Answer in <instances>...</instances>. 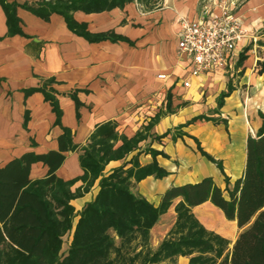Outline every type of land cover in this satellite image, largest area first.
I'll return each mask as SVG.
<instances>
[{"label": "crops", "instance_id": "obj_1", "mask_svg": "<svg viewBox=\"0 0 264 264\" xmlns=\"http://www.w3.org/2000/svg\"><path fill=\"white\" fill-rule=\"evenodd\" d=\"M7 1L20 4L17 15L22 33L9 34L0 4V167L28 152L58 150L64 127L72 130L75 144L84 146L105 122H115L120 134L132 137L161 113L150 136L125 158L110 161L104 175L122 165L132 166V158L138 156L142 166L157 161L169 173L149 175L137 185L138 193L156 206L169 187L206 177H212L230 197L244 174L250 130L256 136L263 123L259 112L264 113V0H237L235 11L243 17L250 37L240 43L223 69L199 75L191 73V60L180 55L179 20L198 19L210 0H155L153 7L134 0L124 8L76 11L75 19L91 33L108 35L96 41L71 30L59 13L45 19L22 6L39 0ZM161 74L166 77L160 78ZM50 78L54 82L47 89L56 95L62 110L59 124L53 105L38 89ZM188 80L190 86H185ZM223 93L228 95L220 106ZM120 144L121 140L116 146ZM200 146L222 163L223 170ZM152 149L160 153L155 155ZM48 170L44 163H34L30 177L43 178ZM83 174L80 152H66L57 175L71 180ZM82 185L79 180L72 188ZM99 190L100 178L90 191L71 201L75 211L79 214ZM182 199H174L152 229L154 249L174 226L175 206ZM192 210L233 246L241 231L236 221L227 219L211 201ZM225 225L232 235L222 230ZM189 261L188 256L178 257L179 264Z\"/></svg>", "mask_w": 264, "mask_h": 264}, {"label": "trees", "instance_id": "obj_2", "mask_svg": "<svg viewBox=\"0 0 264 264\" xmlns=\"http://www.w3.org/2000/svg\"><path fill=\"white\" fill-rule=\"evenodd\" d=\"M132 1L39 0L22 6L45 19L59 13L71 30L96 41L108 35L91 33L85 23L75 19L74 13L124 8ZM0 4L7 15L9 34L22 33L17 15L20 4L7 0H0ZM53 82V78L47 79L38 89L53 105L59 124L62 110L56 95L47 89ZM227 95L221 94L220 106ZM259 115L262 126L256 136L248 137L244 174L235 182L229 198L212 177H206L196 183L169 187L158 206L137 191L138 183L149 175L169 174L157 161L142 166L138 156H134L128 168L122 165L107 176L104 170L110 161L123 159L138 149L159 122L161 113L132 137L120 134L115 122H105L84 146L75 144L72 130L64 127L58 150L28 152L0 167V264H179V256H188V264H264V113ZM119 140L122 144L116 146ZM200 149L223 170L220 161L201 146ZM68 151L80 152L84 174L64 180L57 170ZM151 151L155 155L160 153ZM38 162L49 170L45 177L34 180L30 177L32 165ZM99 178L98 194L78 214L71 201L90 191ZM79 180L83 185L73 190ZM180 196L183 199L175 206L177 220L154 249L152 229ZM206 201L219 207L241 229L232 247L229 238L208 229L194 214L192 208ZM71 231L73 238L63 253V238Z\"/></svg>", "mask_w": 264, "mask_h": 264}, {"label": "built area", "instance_id": "obj_3", "mask_svg": "<svg viewBox=\"0 0 264 264\" xmlns=\"http://www.w3.org/2000/svg\"><path fill=\"white\" fill-rule=\"evenodd\" d=\"M213 1L204 5L198 19L179 20V52L191 60L193 75L223 69L240 43L250 37L243 17L235 11L237 0H221L217 5ZM184 84L190 86V81Z\"/></svg>", "mask_w": 264, "mask_h": 264}, {"label": "rangeland", "instance_id": "obj_4", "mask_svg": "<svg viewBox=\"0 0 264 264\" xmlns=\"http://www.w3.org/2000/svg\"><path fill=\"white\" fill-rule=\"evenodd\" d=\"M255 131V130H254ZM256 132V131H255ZM253 132L250 130V134H252ZM76 222V220H75ZM222 230L230 235L233 234V231L230 227H228L227 225L223 226L222 227ZM71 235H73V231L67 233L65 236H64V244H63V249H62V252L65 253L70 245V237ZM164 264H168V263H164Z\"/></svg>", "mask_w": 264, "mask_h": 264}, {"label": "bare ground", "instance_id": "obj_5", "mask_svg": "<svg viewBox=\"0 0 264 264\" xmlns=\"http://www.w3.org/2000/svg\"><path fill=\"white\" fill-rule=\"evenodd\" d=\"M252 58V57H251Z\"/></svg>", "mask_w": 264, "mask_h": 264}]
</instances>
